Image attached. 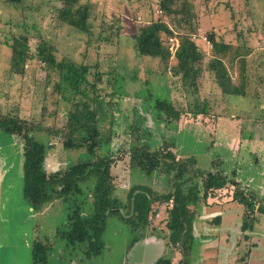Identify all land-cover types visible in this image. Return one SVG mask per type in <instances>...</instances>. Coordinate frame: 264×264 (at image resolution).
<instances>
[{"label":"rangeland","instance_id":"rangeland-1","mask_svg":"<svg viewBox=\"0 0 264 264\" xmlns=\"http://www.w3.org/2000/svg\"><path fill=\"white\" fill-rule=\"evenodd\" d=\"M80 2L93 6L90 25L96 27L94 34L99 32V26L109 25L106 19L121 16L123 29L106 42L108 45L99 41L90 44L85 34L67 25L59 26L55 17L62 0H21L17 6L0 0V113L22 120L40 118L53 131L66 124L71 109L66 100L69 94L55 91L58 73L47 69L36 57L37 45L44 41L55 49L57 62L87 65L90 83L94 82L96 71L103 72L97 84L99 97L115 91L111 138L108 148H97V155L108 156L114 162L110 173L117 196L124 198V190L133 184L147 183L163 189L168 183L163 173L156 171L152 179H146L140 171L129 170V147L133 140L129 136L130 126L135 123L142 129L141 141L153 150L164 144L176 158H194L195 170L220 172L227 181L239 183L244 193L255 191V201L264 207V123L258 121L259 125L253 126V119H264V99L256 97L259 85L252 82L254 79L258 82V76L251 75V86L247 88L249 95L256 98L231 97L223 101L206 76L199 94L190 95L177 78L160 74L157 60L140 56L130 38L134 26L158 19L155 13L159 0ZM189 2L198 15L195 42L199 48L207 55L210 53L204 37L207 39V32L213 30L226 42L250 46L253 52L249 58L253 56L260 62L258 69L262 65L260 72L264 74V0ZM24 27L28 28L32 60L23 68V75H11L8 73L11 50L5 42L23 34ZM226 66L232 77L237 78L238 64ZM113 68L117 72L114 86L107 82L111 78L107 74ZM156 100L170 101L181 112L177 127L165 126L156 118L151 108ZM195 101L205 104L209 115L193 117L187 110ZM109 119L101 122L102 138L107 135ZM34 138L47 146L44 166L48 174L62 173L69 166L89 159L84 150H65L63 140L58 137L40 133ZM23 144L21 137L0 132V264H32L35 240L48 243L49 264H155L166 257L177 264L181 260L180 252L165 244L164 220L160 222L158 216L150 218L146 229L133 231L116 218L108 219L102 236L104 248L95 257L87 255L84 244L73 246L61 241L69 205L58 200L39 212L30 209L23 197ZM82 189L86 196L78 202L77 214L85 217L91 213V199L87 187ZM233 191L234 187L228 184L218 197L205 205L191 207L196 217L192 249L185 256L189 264H264V214L256 213L253 229L242 232L243 214L247 212L233 200ZM216 217L220 218L218 223L214 222Z\"/></svg>","mask_w":264,"mask_h":264},{"label":"trees","instance_id":"trees-1","mask_svg":"<svg viewBox=\"0 0 264 264\" xmlns=\"http://www.w3.org/2000/svg\"><path fill=\"white\" fill-rule=\"evenodd\" d=\"M20 1L5 0L6 3L16 6ZM158 9L161 11L158 19L134 26L130 38L140 56L157 60L160 74H170L171 77L177 78L182 89L194 96L199 94L201 83L206 76L210 85L214 86L212 89L217 90L223 101L231 97L252 99L260 96L264 99V74L260 72L263 68L261 65L258 69L260 62L256 59L249 62L248 58L253 52L250 46L226 42L211 30L206 34L211 45V51L207 55L192 39L193 35H198L199 24L195 7L189 0H159ZM92 12L93 6L89 2L62 0V6L56 11L55 19L59 26L67 25L76 32L85 34L90 44L99 41L104 42L102 45H108L106 42L123 29L122 18L116 16L106 19L109 25L99 26V32L94 34L96 27L90 25ZM171 26L177 32L172 30ZM169 38L175 39L173 46L168 43ZM28 40V28L24 27L23 34L5 42L11 50L9 74L23 75V68L32 60ZM54 52L52 46L40 41L36 57L47 69L58 73L60 79L55 84V91H65L69 94L66 100L71 104V109L66 124L61 130L53 131L51 127L44 126L40 118L22 120L9 113H0V132L16 135L24 140L21 166L23 197L30 209L39 212L58 200L69 205L65 230L59 228V231H62L61 241L73 246L84 244L87 247V255L90 258L95 257L104 248L102 236L108 219L116 218L128 227L129 231H133L137 228L146 229L150 218L158 216L160 222L161 219L164 220L162 226L167 233L163 238L165 244L181 254V260L177 264H189L185 256H189L192 249L196 217V212L191 207L205 205L208 200L218 197L219 191L228 184L234 187L233 200L247 212L243 214L241 231L253 229L257 221L256 213L264 214V207L255 201V191L244 193L239 183L227 181L220 172L206 173L195 170L194 158H176L164 144L153 150L149 144L141 141L142 129L135 123L130 126L129 136L133 140L129 147V170L140 171L146 179H152L157 171L168 177V183L163 189L153 188L147 183L133 184L124 190V198L117 196L110 173L111 164L114 162L108 156L97 155V148H108L111 138V113L114 109L112 101L115 91L106 94L107 99L99 97L97 84L101 82L103 72L96 71L94 82L90 83V68L87 65L57 62ZM235 63L238 64L237 78L232 77L226 66L232 68ZM116 74L115 68L110 69L107 74L111 77L107 82L113 86L117 83ZM252 74L258 76V82L252 80L259 85L256 97L249 95L247 89L248 85L251 86L249 78ZM104 92L107 93L105 90ZM197 101L187 111L193 114V117L209 115L207 106ZM151 108L156 118L165 126L177 127L181 112L175 110L170 101L156 100ZM108 118L107 135L102 138L101 122ZM258 121L264 123V119H253V126L259 125ZM40 133L63 140L65 150H84L89 159L69 166L62 173L48 174L44 166L47 146L38 143L34 138ZM82 187H87L91 199V213L85 217L77 214L80 207L78 202L81 203V198L86 196ZM219 221V217L214 219L216 223ZM48 251V243L43 244L35 240L31 251L32 264H49L46 258ZM155 264H172V260L167 257L160 258Z\"/></svg>","mask_w":264,"mask_h":264},{"label":"built area","instance_id":"built-area-1","mask_svg":"<svg viewBox=\"0 0 264 264\" xmlns=\"http://www.w3.org/2000/svg\"><path fill=\"white\" fill-rule=\"evenodd\" d=\"M157 11V14L155 13V16L157 15L158 17L161 15V11L159 10V9H157L156 10ZM195 36L193 35L192 36V39L193 40H195ZM204 39H205V42H206V44H208L210 47H211V45L209 44V42H207V39L204 37ZM168 43L171 45V46H173V44H175L176 43V41H175V39L174 38H169L168 39Z\"/></svg>","mask_w":264,"mask_h":264},{"label":"crops","instance_id":"crops-1","mask_svg":"<svg viewBox=\"0 0 264 264\" xmlns=\"http://www.w3.org/2000/svg\"><path fill=\"white\" fill-rule=\"evenodd\" d=\"M253 57V56H252ZM252 57H250V58H248V60L250 59V61L249 62H251L252 60H253V58Z\"/></svg>","mask_w":264,"mask_h":264}]
</instances>
